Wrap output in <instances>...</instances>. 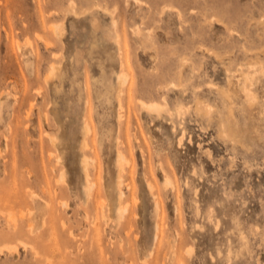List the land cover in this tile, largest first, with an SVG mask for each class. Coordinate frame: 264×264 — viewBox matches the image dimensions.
Returning a JSON list of instances; mask_svg holds the SVG:
<instances>
[{
	"label": "rangeland",
	"instance_id": "obj_1",
	"mask_svg": "<svg viewBox=\"0 0 264 264\" xmlns=\"http://www.w3.org/2000/svg\"><path fill=\"white\" fill-rule=\"evenodd\" d=\"M0 264H264V0H0Z\"/></svg>",
	"mask_w": 264,
	"mask_h": 264
},
{
	"label": "bare ground",
	"instance_id": "obj_2",
	"mask_svg": "<svg viewBox=\"0 0 264 264\" xmlns=\"http://www.w3.org/2000/svg\"><path fill=\"white\" fill-rule=\"evenodd\" d=\"M60 26V25H59ZM57 28V27H56ZM58 30V29H57ZM54 71V70H53ZM52 72V71H51ZM56 72V71H55ZM52 76H53V74H52ZM119 79H121V80H125V77L122 75V76H119L118 77ZM156 104V103H155ZM155 104H151V107H155V109H156V105ZM146 105H148V104H146ZM158 107H160V106H158ZM157 107V108H158ZM162 108V107H161ZM160 108V109H161ZM52 141H53V143H55V144H57V138H53V139H51ZM51 141V142H52ZM124 155V154H123ZM123 155H121V156H123ZM83 157V156H82ZM81 157V158H82ZM61 161V160H60ZM82 163L80 162V164H83V167H84V171H85V174H86V181H88V171H87V165H88V158L87 157H84L82 160ZM83 171V172H84ZM62 176H64V175H62ZM118 180H120V179H118ZM122 180V179H121ZM122 182V181H121ZM90 183V182H89ZM88 182H87V184L85 185V189H86V191H92L91 189H93V187H94V185H90ZM118 189V188H117ZM116 190V189H115ZM113 196H114V194H113ZM122 197H123V191L122 190H120V189H118V200H120L121 201V199H122ZM114 198V197H113ZM116 199H117V196H116ZM110 203V202H109ZM101 204V203H100ZM104 204V203H103ZM112 207V206H111ZM114 209H116V212H117V214L116 215H118V218H122L123 217V215H124V212H125V210H127V207H124V208H122L121 207V203H119V205H117V206H115V208ZM105 215V214H104Z\"/></svg>",
	"mask_w": 264,
	"mask_h": 264
}]
</instances>
